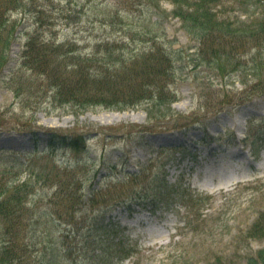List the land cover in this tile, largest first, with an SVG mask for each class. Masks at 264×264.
Listing matches in <instances>:
<instances>
[{
    "label": "rangeland",
    "instance_id": "obj_1",
    "mask_svg": "<svg viewBox=\"0 0 264 264\" xmlns=\"http://www.w3.org/2000/svg\"><path fill=\"white\" fill-rule=\"evenodd\" d=\"M172 1L158 0L164 17L155 30L169 43L153 45L142 30L145 40L123 55L177 50L180 69L151 79L152 100L121 108L65 103L78 79L72 61L112 68L109 54L86 56L93 15L141 14L148 1L24 0L8 15L15 33L4 50L0 41V204L12 219L0 215V264H44L89 235L129 242L130 255L117 264H264V1L257 14L240 0L212 7L216 32L246 22L229 39H203H228L235 56L220 59L230 78L191 62L202 44ZM68 16L83 23L54 28ZM31 35L40 36L33 46ZM68 38L80 41L79 58L47 55L43 42ZM127 71L109 72L128 86ZM8 228L17 235L14 263Z\"/></svg>",
    "mask_w": 264,
    "mask_h": 264
},
{
    "label": "trees",
    "instance_id": "obj_2",
    "mask_svg": "<svg viewBox=\"0 0 264 264\" xmlns=\"http://www.w3.org/2000/svg\"><path fill=\"white\" fill-rule=\"evenodd\" d=\"M145 1H148L150 5L147 2V4H145L147 5V10L145 12L142 11L141 14L127 12V9H117L114 13L110 12L109 14L107 12H100L99 15H93L94 18H96V21L92 22L91 26L88 27L90 33L85 39L89 44H92L91 49H93V51L86 56H92L97 61H100L103 55L109 54L107 59H109L110 62H114L110 65L112 68H109L108 71H106L102 63L97 66L86 68L81 62L72 61L76 64L71 67V69L74 71V74L78 79L76 82L77 84L72 86V89H74L72 96L68 98L65 103L80 105L81 107H89L92 105L103 106L107 104L119 105L120 108L126 107L127 105L134 106L135 104H139L140 101L153 99L155 92L152 95H147L146 90L148 88H153L151 79L155 78V75H162L165 78H171L175 72H178L180 68L178 66L175 67V62L183 59V57L177 50L172 51L169 46L168 47L171 51L169 55H163V53L158 52L160 51L158 50L157 55L154 53V56H151L148 59L145 56L144 60L138 58L139 52L136 51L132 54L128 52L123 55V53H126L128 48H130L132 42H136L137 39H139V41H141L140 39L145 40V37L141 38L143 31L145 32L144 36H148V41L152 42L153 45L156 44V42H161L162 44L169 43L165 34L163 35L159 31H155L157 28L161 29L159 26L160 17L161 19L164 17L158 14L161 10L158 0ZM240 1L244 4H241L242 7H248L246 8L247 11L244 12L249 14L250 9H253V13L257 14V11L255 10L259 8V0H254V3L252 4H247L248 1L252 0ZM23 2L24 0H0V41H4V39L6 40L4 47L1 48L2 50L9 45V39L13 38L15 33L14 30H10L11 26L9 27L8 25V15L11 14L13 10L21 9ZM219 3H221L220 0L172 1V4H175L176 6L174 10L175 15L179 16L184 23L189 25L190 30L199 37L200 43L202 44L200 45L202 46L201 53L199 56L194 55L196 59L191 60V62H193L194 65L199 64L204 67H209L210 70H217L218 75L223 78H230L231 74H228V76L225 77L226 70L223 68V62L220 58L223 59L224 57H229L231 55L235 56L231 51L233 49L232 45L225 41L232 36V33L243 28L246 22L241 20V24L236 30L229 27H225V29L223 28L226 32L225 34L222 33V29L220 32H216L217 27L212 26L210 21L213 18H217V13L212 11V7L215 9V6L213 5ZM110 7L116 8L112 5ZM69 18L70 17L68 16L65 19V22L57 23L54 28L61 25L62 28L68 29L70 27H78L83 23V19L81 18L78 20H71ZM81 26L84 27L83 25ZM115 28L120 29L115 31ZM140 31H142V33ZM132 32L134 34H132ZM130 33L132 35H130ZM215 35L216 38L222 36L223 38L228 39H223V42L221 40L219 42L220 44L217 43L218 46H213L214 44L209 41L203 42V39L207 37L215 39ZM37 37L40 36L31 35V39L28 41L30 46H33L36 41L39 40ZM256 40L258 39L256 38ZM50 42V44L43 42L44 48H48L47 55L54 52L60 58H64L72 53L73 56L79 58L82 54L78 52V48H80V41L78 40L68 38L61 42L52 39ZM229 51L232 53H229ZM159 54L162 55L158 57ZM118 70L122 71V73L127 70V72L134 71L133 77L130 79L131 81H134V83L125 86L124 82L120 81L119 75L111 73L112 71L117 72ZM44 73H47L45 69ZM53 73L58 77V82L63 81L59 73ZM105 78L112 81H105ZM111 82L116 85L111 87ZM52 83L55 84L57 82ZM159 96L160 95H158L157 100L159 99ZM168 188L169 186L165 187V189ZM15 192L20 193V187L16 189ZM160 204L161 203L158 202L155 206ZM1 214L9 220L12 219L11 214L8 213V209L3 204H0V215ZM257 228H259L258 225H256V229ZM260 230H262V227ZM66 233L71 236V233H68V231L63 232L62 234L66 235ZM5 235V246H7V250L10 252L8 254L10 261L14 263L17 258L13 257L12 254H14L16 249L15 245H17V243H15V239H17V235L14 232H10L9 228ZM98 237L99 235H89L85 238L88 239L87 241H90V238H93V241L91 242H80L75 246H67L66 248L61 247V249L59 246L56 253H52L51 256H46L45 260H47V262L44 264H61L60 261L64 262V264H115L118 260L127 258L130 255L131 249L127 240L122 238L111 239L110 237L109 239L104 240L101 238L98 239ZM260 252L264 258V249L260 250ZM256 260L258 259L256 258ZM256 260L252 259L249 264H257Z\"/></svg>",
    "mask_w": 264,
    "mask_h": 264
}]
</instances>
